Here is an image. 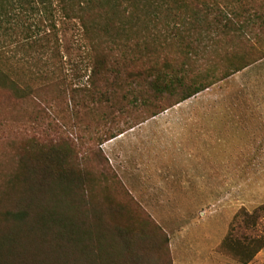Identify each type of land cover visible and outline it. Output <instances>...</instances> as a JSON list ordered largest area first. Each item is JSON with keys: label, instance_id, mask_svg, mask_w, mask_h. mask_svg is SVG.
I'll return each instance as SVG.
<instances>
[{"label": "rangeland", "instance_id": "rangeland-1", "mask_svg": "<svg viewBox=\"0 0 264 264\" xmlns=\"http://www.w3.org/2000/svg\"><path fill=\"white\" fill-rule=\"evenodd\" d=\"M38 5L29 9L40 25L34 27L40 32L37 39L45 36L40 20H47L49 7L60 49L54 59L33 49L25 64L35 74L48 58L49 67L43 68L49 71L59 60V79L33 82L31 95L22 100L0 88V198L22 160L33 167L40 149L68 148L70 163L89 181L88 207L109 226L146 229L165 244L177 230L199 225V237L217 252L218 259L209 264H244L223 241L235 245L264 237V211L259 209L264 204V34L229 35L218 52L192 62L191 76L218 81L176 103L177 96L145 92L147 81L140 74L156 63L158 68L166 61L180 65L184 58L176 46H160L154 35H132L141 43L132 54H154L125 59L114 46L119 35L88 38L78 18L63 16L59 0ZM95 44L108 67L121 70L118 81L93 75ZM6 48L26 54L14 43ZM102 91L106 94L100 97ZM70 252L47 242L36 252L35 264H82ZM191 262L200 264L197 258ZM248 264H264V248Z\"/></svg>", "mask_w": 264, "mask_h": 264}, {"label": "trees", "instance_id": "trees-1", "mask_svg": "<svg viewBox=\"0 0 264 264\" xmlns=\"http://www.w3.org/2000/svg\"><path fill=\"white\" fill-rule=\"evenodd\" d=\"M40 3L45 5V0H0V88L20 100L31 95L33 82L59 79L56 73L59 60L52 62L55 69L49 71L48 58L42 66L47 69L43 71L39 67L35 74L25 64L33 49L49 53L53 59L60 49L57 25L49 7L48 21L39 19L45 24L46 32L41 34L45 36L37 39L40 32L34 27L39 29L40 25L29 9L34 11ZM59 7L65 18L80 20L83 35L88 38L119 35L115 37L114 46L119 51L122 49L121 56L125 59L128 56L139 60L154 54L148 43L145 47L150 50L148 54L138 57L139 53L132 54L134 47H141L132 35H154L160 40V46H176L184 58L180 65L166 61L160 68L156 63L145 73L140 72L147 81L145 92L154 97L177 96L176 103L218 81L214 76L211 79L191 76L192 62L206 57L209 52H218L219 44L229 35L264 34V0H59ZM16 35L22 36L16 39ZM156 35H161V39ZM120 38L124 39L122 43ZM13 43L26 49V54L9 53L6 47ZM94 47L97 49L96 44ZM127 47L132 55L127 54ZM96 51L93 75H101L106 81L112 75L118 81L121 70L108 67L106 56ZM246 66L248 64L234 67L224 77ZM133 89L128 92L133 93ZM98 94L101 97L106 93ZM38 153L33 167L28 159L21 161L19 172L12 179L15 185H11V180L0 198L1 204L5 198L7 201L0 206V264H30L32 261L35 264L39 261L36 252L41 253L47 242L67 246L82 264H172L169 239L162 244V240L151 238L146 229L111 227L102 216H97V211L88 207L85 187L89 181L70 163L68 148L53 146L40 149ZM10 198L13 199L10 201ZM259 209L264 211V204ZM226 239L223 246L227 245L244 264L264 248L263 236L235 245Z\"/></svg>", "mask_w": 264, "mask_h": 264}, {"label": "crops", "instance_id": "crops-1", "mask_svg": "<svg viewBox=\"0 0 264 264\" xmlns=\"http://www.w3.org/2000/svg\"><path fill=\"white\" fill-rule=\"evenodd\" d=\"M201 228L199 225L192 224L169 235V252L172 264L178 263L177 258H179V262L186 261L187 264L193 261V258H197L200 264H209L215 258L218 259L217 252L213 248H209L210 246L207 247L208 242L199 237L198 234L203 232Z\"/></svg>", "mask_w": 264, "mask_h": 264}]
</instances>
